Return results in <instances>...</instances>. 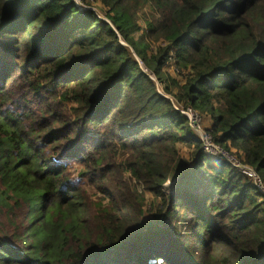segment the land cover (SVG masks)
<instances>
[{"label":"trees","instance_id":"obj_1","mask_svg":"<svg viewBox=\"0 0 264 264\" xmlns=\"http://www.w3.org/2000/svg\"><path fill=\"white\" fill-rule=\"evenodd\" d=\"M94 1L0 0V264H264V195L174 107L264 183V0Z\"/></svg>","mask_w":264,"mask_h":264},{"label":"built area","instance_id":"obj_2","mask_svg":"<svg viewBox=\"0 0 264 264\" xmlns=\"http://www.w3.org/2000/svg\"><path fill=\"white\" fill-rule=\"evenodd\" d=\"M91 0H74L76 6L80 10H90L95 13L96 10L92 7L91 4L88 2ZM94 1V0H93ZM161 93V92H160ZM161 95H164L161 93ZM166 96V95H164ZM167 98L171 99V97L166 96ZM173 102V100L171 99ZM174 103V102H173ZM176 110L182 114L188 121V125L192 132H198V138L200 141V145L207 155L210 158H213L218 161H228L229 165L232 167L235 172L240 174L241 176L246 177L252 185L258 190V192L264 195V183L258 176V174L252 169L250 166L245 164L243 160H231V156L229 155L228 151H226L222 146L216 144L212 139L211 134L208 132L207 129L201 128L200 126V119L202 118L201 114L192 108H183L181 106L174 105Z\"/></svg>","mask_w":264,"mask_h":264},{"label":"rangeland","instance_id":"obj_3","mask_svg":"<svg viewBox=\"0 0 264 264\" xmlns=\"http://www.w3.org/2000/svg\"><path fill=\"white\" fill-rule=\"evenodd\" d=\"M89 3L96 10V12H97L96 14H98L101 18H103V19H105L107 21V19L103 17L104 16V12L102 10L100 11V9L98 7V3L95 2V1H93V0L89 1ZM144 12L148 13V10L145 9ZM139 18H140L139 25L142 28H145V26H144V18L145 19L148 18L147 15H142L141 13H139ZM150 45H151L150 46V49L152 51H154V49L156 48V45L155 46H154V44H150ZM167 69H168V71L170 73H172V74L174 73V70L171 67V64L167 67ZM152 78H153V80H155L154 77H152ZM156 87H157L158 92L163 93L162 92V86L159 83H156ZM162 96H164V95H162ZM164 97H166V96H164ZM201 116H202V118L200 119V126H201V128L203 127V128H205V129L208 130L210 127L208 128L207 126L209 125L208 123H210L211 120H210V118L208 119L205 115H201ZM193 133L198 138V134H197L198 132H193ZM178 148H179V154L182 157H185V158H188V159L190 157H192V155H193V149L192 148L186 147L185 145H180ZM201 150L205 154V152L203 151L202 147H201ZM226 151H228V150H226ZM228 153H229V155L232 158L231 160H241V157H242L241 154H237L233 150H229ZM226 162L229 164V162L227 160H226ZM79 168L80 167H77L76 170H79ZM75 173H77V172H75ZM74 175H76V174H74ZM172 184H173L172 181H168V182H166L164 184V187H163L164 191L163 192H164L165 195H168L170 193V191H171V185ZM131 186H133V185H131ZM135 189L137 190L138 193H140L141 195H143L142 207L144 208L145 215L149 216L150 215L149 211L150 210L151 211L152 210L154 211V208L158 207L162 202L160 201V199H155L151 193H149L147 191H142V189L140 187H136ZM181 215H182V213H181ZM147 216L145 218H147ZM2 232L4 234H8V233L11 232V228L9 227V225L7 223V220L3 216L0 215V235L3 236Z\"/></svg>","mask_w":264,"mask_h":264},{"label":"water","instance_id":"obj_4","mask_svg":"<svg viewBox=\"0 0 264 264\" xmlns=\"http://www.w3.org/2000/svg\"><path fill=\"white\" fill-rule=\"evenodd\" d=\"M122 43V42H121ZM123 45H125L124 43H122ZM141 67L143 68V70L145 69L142 65H141ZM147 74H149V72L145 69L144 70ZM151 78H152V76H150ZM153 79V78H152Z\"/></svg>","mask_w":264,"mask_h":264},{"label":"crops","instance_id":"obj_5","mask_svg":"<svg viewBox=\"0 0 264 264\" xmlns=\"http://www.w3.org/2000/svg\"><path fill=\"white\" fill-rule=\"evenodd\" d=\"M209 119V118H208ZM208 123V122H207ZM209 125L207 126L208 128L210 127V125H211V121H210V123H208Z\"/></svg>","mask_w":264,"mask_h":264}]
</instances>
